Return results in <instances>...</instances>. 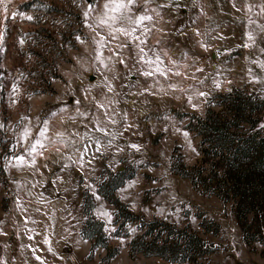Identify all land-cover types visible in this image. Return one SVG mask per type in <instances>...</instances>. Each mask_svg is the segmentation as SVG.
I'll list each match as a JSON object with an SVG mask.
<instances>
[{
  "label": "rangeland",
  "instance_id": "rangeland-1",
  "mask_svg": "<svg viewBox=\"0 0 264 264\" xmlns=\"http://www.w3.org/2000/svg\"><path fill=\"white\" fill-rule=\"evenodd\" d=\"M103 3L0 0V264H173L131 256L137 226L114 235L100 188L118 172L132 175L114 192L131 212L217 247L204 264H264L263 202L242 221L233 201L176 172L201 161L190 127L215 96L264 98V0H135L108 17ZM85 195L118 249L110 261L81 234ZM245 228L262 240L245 242Z\"/></svg>",
  "mask_w": 264,
  "mask_h": 264
},
{
  "label": "trees",
  "instance_id": "trees-1",
  "mask_svg": "<svg viewBox=\"0 0 264 264\" xmlns=\"http://www.w3.org/2000/svg\"><path fill=\"white\" fill-rule=\"evenodd\" d=\"M33 4L31 1L23 7L30 8ZM40 4L49 8L47 3ZM213 100L214 107L211 104L204 117H195V123L190 127L200 137L201 161L188 168L179 159L178 166H182L176 172L190 179L196 190L217 195L224 203L233 201L241 210L239 219L246 221L250 213L259 212V203L264 204V98L246 89L235 88ZM0 174V178L5 176L3 169ZM131 177L118 172L112 176L107 189L106 186L100 188L105 199L116 207L114 235L128 237L130 225L139 230L129 242L131 256L141 254L173 264H204L217 251L214 244L188 228L160 220L147 221L114 197V192ZM94 208L90 196L85 195L83 210L87 220L81 234L92 241L91 254L98 248H106L104 261H110L118 254V249L109 247L103 223L93 216ZM201 227L205 233L214 235L220 231L219 226L209 219H204ZM244 240L251 243L262 239L245 228Z\"/></svg>",
  "mask_w": 264,
  "mask_h": 264
},
{
  "label": "snow or ice",
  "instance_id": "snow-or-ice-1",
  "mask_svg": "<svg viewBox=\"0 0 264 264\" xmlns=\"http://www.w3.org/2000/svg\"><path fill=\"white\" fill-rule=\"evenodd\" d=\"M98 2H99V0H97V3ZM134 2H135V0H104V3H103V9L105 10L104 15L106 17H108L109 12H111V13L119 12L121 14V16H124L125 11H130V5L133 4ZM92 7L93 6L91 4H89V11L92 10ZM13 15L15 16V14H13ZM84 15L87 16L88 12H85ZM24 18L28 19V20L33 19V17H31V16H26ZM119 18L120 17H117L115 15H112L109 17V19H111V20H117ZM129 19H130V17H129ZM145 19H150V17L141 16L138 18L137 22H142ZM106 22H107L106 20H101V23H106ZM89 27H91V26L89 25ZM117 30L119 31L120 29H117ZM0 127H2V125H0ZM27 134L28 133L25 132V135H27ZM18 159L23 161V157H19ZM97 198H99V197H97ZM103 215L107 216L108 213L104 212Z\"/></svg>",
  "mask_w": 264,
  "mask_h": 264
},
{
  "label": "water",
  "instance_id": "water-1",
  "mask_svg": "<svg viewBox=\"0 0 264 264\" xmlns=\"http://www.w3.org/2000/svg\"><path fill=\"white\" fill-rule=\"evenodd\" d=\"M212 58L215 59V55H212Z\"/></svg>",
  "mask_w": 264,
  "mask_h": 264
}]
</instances>
